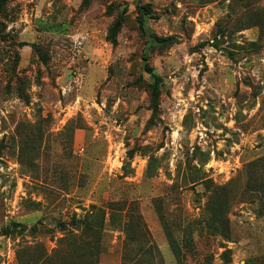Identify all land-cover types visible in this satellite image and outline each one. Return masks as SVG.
<instances>
[{
    "label": "rangeland",
    "instance_id": "obj_1",
    "mask_svg": "<svg viewBox=\"0 0 264 264\" xmlns=\"http://www.w3.org/2000/svg\"><path fill=\"white\" fill-rule=\"evenodd\" d=\"M141 3L171 48L150 45L139 0H7L0 264H76L80 243L60 240L86 212L99 264H264V0ZM169 233L193 241L180 262Z\"/></svg>",
    "mask_w": 264,
    "mask_h": 264
},
{
    "label": "trees",
    "instance_id": "obj_2",
    "mask_svg": "<svg viewBox=\"0 0 264 264\" xmlns=\"http://www.w3.org/2000/svg\"><path fill=\"white\" fill-rule=\"evenodd\" d=\"M6 3H7V0H0V16L5 11ZM137 10L140 13V16H139L140 27L143 30V32L148 36V38L150 40V45L153 46V48H158L159 50H164V49L171 48L173 45H175L177 43L176 38L173 36L161 37V36L156 35L154 33H151L149 31V28L147 27L146 24H147V20H148L149 16L151 15V12H152L150 4H142L141 0H139V4L137 5ZM127 13H128V7L126 6L122 10L121 14L117 16L115 22L110 27L109 40H111V42L113 44L117 43L118 34L120 33L123 25L127 21ZM0 25H1V21H0ZM33 48L36 49V46H33ZM42 61L47 62V60H45V59H42ZM147 70L150 73L151 81H152L149 85V91H150V96H151V110L153 113V116L151 118V121H152L159 112V103H160V97L162 94V89H161L162 78L152 68L148 67ZM260 160H263V162H264V159H260ZM154 161H155V159L150 160L149 166H148V171H150L153 168ZM257 163L258 162H253L252 165L255 167L258 165H261V164H257ZM215 202L216 201H214V199L209 200L208 201V207L209 208L212 207V210L214 211V215L216 218L215 221L216 222H219V221L222 222V215H220V210L214 206ZM93 208H96V207L93 206ZM74 216H75L76 223L73 224V226L76 227L77 229L78 228L81 229V233L79 234V233H76L74 231H70L69 232L70 237H67V236H69L67 234L63 239L60 240V244L64 246V245H68L69 242H72V243L73 242H79L80 243L81 249L78 252L79 253V258L77 260L78 262L75 261V262H77L76 264H99L100 258H99V255H97V254H99L101 247L99 245L95 244L88 237L89 235L98 231V229L95 227V225L90 220L92 213L86 212V215L83 219H81V218L77 219L76 213L74 214ZM128 224H129V222L126 223L127 227H128ZM14 225H15V228H24L18 223H15ZM65 228H66V225L62 224L61 230L65 232L66 231ZM211 228L215 232H217V230H218V228L216 226L211 227ZM32 230H36V227H33ZM11 232H12V230L8 229L5 231V235H10ZM168 237H169V245L171 247V250H172L173 254L175 255L176 259L180 262L183 258V248H186L189 251L192 250L193 241L191 238L188 239V237H184L183 240H178V238L172 233H169ZM154 248L157 250L156 247H153V246L146 247L145 246V247H142L140 249V252L146 253V252H149L151 250H154ZM229 252H230L229 250H226L223 253V256L225 257L226 262H228L230 260V257L227 256ZM61 262H57L53 256H49V257L46 256L39 264H65V263H63V261H61ZM140 264H143V263H140Z\"/></svg>",
    "mask_w": 264,
    "mask_h": 264
}]
</instances>
